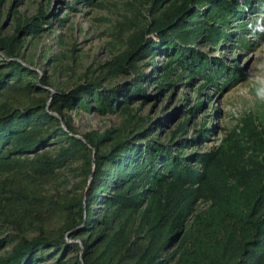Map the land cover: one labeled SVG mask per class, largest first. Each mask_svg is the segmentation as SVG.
Returning <instances> with one entry per match:
<instances>
[{
    "label": "rangeland",
    "instance_id": "obj_1",
    "mask_svg": "<svg viewBox=\"0 0 264 264\" xmlns=\"http://www.w3.org/2000/svg\"><path fill=\"white\" fill-rule=\"evenodd\" d=\"M3 112L73 142L1 150L0 262L59 234L30 264H187L243 201L240 254L264 222V0H0ZM117 145L120 184L97 194Z\"/></svg>",
    "mask_w": 264,
    "mask_h": 264
},
{
    "label": "trees",
    "instance_id": "obj_2",
    "mask_svg": "<svg viewBox=\"0 0 264 264\" xmlns=\"http://www.w3.org/2000/svg\"><path fill=\"white\" fill-rule=\"evenodd\" d=\"M157 26L158 27L156 31L160 30L162 27L167 29L172 25ZM2 114H4V116L0 117V161L5 160L7 156L4 152H1V150L6 146V143L11 142V144L14 145L11 141L12 138L22 134L27 135L28 131H31V141L17 144L15 146V152L20 153L24 151H32L42 143L48 144L51 143V139L53 141L56 140V137L51 138L52 135H50L49 131H41L40 133L38 131L35 133V131H32L33 129L27 130L30 128V123H32L33 125L31 126L35 128L43 127L45 116L42 117L39 122V119H35L33 121L31 119H27L25 121L20 120L17 123H14V121H11V114H8L7 112H3ZM60 130L61 133L56 135L59 142L58 144L60 146L65 143L71 144L73 139L62 129ZM121 147L123 146L117 145L111 152L99 155L97 161L98 166L94 174V179L98 182V184L100 183L99 186H96L97 194L99 189L101 190L99 194H108L106 192L107 190L115 189V187L120 184L118 181L119 177L117 179V173H115V171L114 173L108 172L106 168H103V165L110 163L117 166L118 168L121 167V169L124 171L126 166H123L127 163L123 161V156L120 155ZM152 147L155 148L156 146L152 145ZM84 150L86 149H83L82 153L86 152ZM69 156L71 155L64 154L61 156V158L67 160L69 159ZM161 165H166V162L164 164V162L161 161ZM127 167L130 168L129 165ZM125 171H128V169ZM259 192L258 205H261V210L264 212V185L260 188ZM103 200H106L108 203L115 202V200H118L117 202L119 204L126 203L125 198L121 195L119 197L115 195L114 197H106ZM230 205V209L228 208L230 212H228L226 215H219L220 213H215L213 217L206 220L208 223L203 227L204 234L200 239L194 242L193 247H191L192 251H190V254H192L193 257L192 259L188 260L187 264H264V222L261 223L259 221V227H256L253 237H251V239L249 238L250 240L245 241L243 247L241 248L242 250L240 249L241 253L239 252L240 254H238L237 243L239 241L238 237L240 236L235 233V238L231 235L228 236V233L230 230H236L238 233L243 231V212L247 208H250L251 205H249V203H244L243 201L232 203ZM220 229L224 230V234L220 232ZM174 234H171L169 241H172L173 239L175 240L173 237ZM178 236H180V233ZM229 238L232 239L230 240ZM62 245H65V243L62 235L59 234L53 238L42 236L34 240H22L14 250L13 254L1 261L0 264H30L34 259L40 257L43 250L51 251V249L59 247L61 248ZM67 248L69 247L67 246Z\"/></svg>",
    "mask_w": 264,
    "mask_h": 264
}]
</instances>
